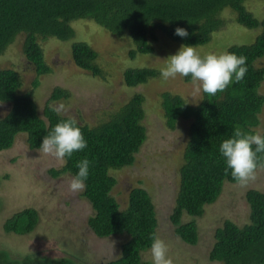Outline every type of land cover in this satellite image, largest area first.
<instances>
[{"label": "trees", "instance_id": "obj_1", "mask_svg": "<svg viewBox=\"0 0 264 264\" xmlns=\"http://www.w3.org/2000/svg\"><path fill=\"white\" fill-rule=\"evenodd\" d=\"M247 0H0V57L20 37L22 54L32 67L36 79L52 73L44 59L41 40L54 38L66 42L74 37L71 23L90 20L114 38L127 37L137 54L149 55L155 49L160 32L169 40L182 45L204 46L212 35L222 32L226 20L221 17L225 9L235 13V21L247 29H259L250 45H232L226 51L247 57V73L232 83L225 92L209 96L202 93V100L189 105L179 96L161 95V107L166 127L174 130L179 121H190L189 142L178 169L179 184L170 222L175 235L184 243L195 246L199 241L195 221L182 223L187 214L202 218L207 205H214L221 197L226 183L235 182L219 152L220 143L233 135L239 127L247 133H256L264 97L259 88L264 81V68L257 62L264 58V19L260 20L246 10ZM177 27L188 30L185 38L174 35ZM218 34H216L217 36ZM215 36V37H216ZM58 43V42H57ZM75 65L94 77H101L98 53L85 43L70 47ZM136 59V58H135ZM159 72L151 68H129L124 71L127 87H137L154 79ZM190 80V78H187ZM21 75L14 69L0 70V103L9 105L8 113L0 119V153L13 147L17 136L25 135L31 151H37L44 135L65 118L52 110V102L68 100L69 91L55 88L49 95L40 115L33 91H22ZM145 99L135 94L104 120L95 125L79 123L87 148L76 152L64 161L60 170H50L53 178L64 174L73 176L77 164L90 161L87 187L82 197L92 209L87 219L91 233L99 239L123 235L118 259L106 264H149L142 260V252L150 249L156 236L157 218L154 203L148 192L133 188L128 193L127 207L121 210L112 196L117 180L112 172L132 167L136 156L147 139L143 125ZM260 167L264 154H259ZM259 168V167H258ZM244 200L249 208V223L240 227L225 219L214 233V243L209 250L211 262L221 264H264V192L248 189ZM39 215L34 209L14 213L3 229L7 234L29 235L36 228ZM32 258V256H29ZM12 260L10 252L0 248V264H75L68 260L35 257Z\"/></svg>", "mask_w": 264, "mask_h": 264}, {"label": "rangeland", "instance_id": "obj_2", "mask_svg": "<svg viewBox=\"0 0 264 264\" xmlns=\"http://www.w3.org/2000/svg\"><path fill=\"white\" fill-rule=\"evenodd\" d=\"M244 6L256 18L264 19V0H247ZM235 16L231 9L221 13L227 22L224 30L214 33L208 44L195 47L201 56L220 54L232 45H250L255 41L259 29L240 26ZM70 25L74 37L69 41L40 39L44 59H47L52 73L38 78L40 85L36 90L32 87L36 75L22 54L23 36L0 57V70L14 69L20 73L22 91H33L40 115L55 88L69 91L68 100L52 102L51 106L59 108L63 105L59 115L91 126L104 120L108 113L114 112L135 94H141L145 99L143 125L147 130V139L132 167L111 173L117 180L111 194L120 209L125 210L131 189L142 188L148 192L155 206L156 236L166 243L172 264H221L208 258L214 233L225 219L240 227L249 223V208L244 194L248 189L264 192V168L256 170L255 179L247 186L226 183L221 197L214 205L205 207L202 218L184 214L181 219L183 224L195 221L199 241L195 246L182 242L175 235L169 218L178 190V169L189 142L190 121H179L174 130H169L161 107L163 93L179 96L193 106L202 100V92L195 91L197 85L191 79L178 76L164 80L161 77L166 59L174 55L182 44L156 32L158 40L153 53L137 54L132 59L129 52L133 47L127 37H111L90 20H78ZM75 43H85L98 53L101 77H94L75 65L70 51ZM256 66L264 68V58ZM139 67L151 68L159 75L146 84L127 87L123 81L124 71ZM259 94L264 97V81ZM8 111L9 105L0 103V119ZM259 118L261 124L255 131L264 133V107ZM63 165L64 161L38 150L31 151L25 135L17 136L13 147L0 153V248L10 252L12 260L16 261L29 256H32L29 257L31 259L43 256L75 264H106L118 259L121 245L127 237L123 234L99 239L91 233L87 219L93 212L82 197L83 191L70 190L72 176L69 174L57 178L49 174L51 169L60 170ZM23 209L37 211L39 222L36 228L27 236L5 233L4 223ZM142 260L153 264L150 249L142 252Z\"/></svg>", "mask_w": 264, "mask_h": 264}, {"label": "clouds", "instance_id": "obj_3", "mask_svg": "<svg viewBox=\"0 0 264 264\" xmlns=\"http://www.w3.org/2000/svg\"><path fill=\"white\" fill-rule=\"evenodd\" d=\"M174 35L185 38L190 33L186 28L177 27ZM166 60V66L161 69L162 79H175L178 76L190 78L197 85L196 92L209 96L225 92L232 83L241 81L247 73V57L227 51L201 56L194 46L182 45ZM63 108L61 105L59 108L53 107L52 110L59 114ZM86 148L87 140L76 120L68 119L58 122L44 135L37 150L56 160L66 161L74 153ZM219 152L225 160V172L230 171L235 182L247 186L255 179L256 170L261 166L259 154H264V133H247L237 127L231 137L220 143ZM77 168L78 171L71 177L69 185L74 192L86 189L90 161L86 158L79 161ZM150 252L153 264H172L167 255L166 243L155 235L152 237Z\"/></svg>", "mask_w": 264, "mask_h": 264}, {"label": "flooded vegetation", "instance_id": "obj_4", "mask_svg": "<svg viewBox=\"0 0 264 264\" xmlns=\"http://www.w3.org/2000/svg\"><path fill=\"white\" fill-rule=\"evenodd\" d=\"M263 168H264V166H263V167H259L258 169H260V170H261V169H263ZM257 171H259V170H257Z\"/></svg>", "mask_w": 264, "mask_h": 264}]
</instances>
